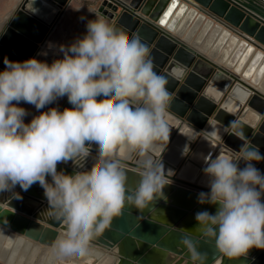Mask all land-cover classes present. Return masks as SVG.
<instances>
[{
    "label": "clouds",
    "instance_id": "1",
    "mask_svg": "<svg viewBox=\"0 0 264 264\" xmlns=\"http://www.w3.org/2000/svg\"><path fill=\"white\" fill-rule=\"evenodd\" d=\"M54 47L47 42L48 49ZM58 49L62 58L51 63L36 57L24 61L4 57L0 192L17 185L26 191L38 182L49 205L42 214L57 221L66 236L51 264H76L126 207L142 212L158 199L167 201L163 189L175 173L166 171L162 159L155 160L150 153L157 145L161 155L168 149L171 129L165 113L173 97L169 80L154 70L141 37L124 38L109 30L101 16L88 20L85 34ZM63 97L72 107L48 108L25 123L29 113L19 106L21 101L40 110ZM226 127L241 141L247 139L237 120ZM126 151L142 158L143 172L134 189L127 186L120 158ZM93 155L97 165L90 176L85 175L82 169ZM181 155H187L184 149ZM261 161L264 155L251 144H242L236 156L203 158L210 191L200 192L197 203L215 205L217 210L197 212L196 227L229 261H239L253 249L264 250V173L253 163ZM62 162L78 170L71 180L57 170ZM14 195L22 199L20 193ZM181 246L190 264H208L199 240L184 238Z\"/></svg>",
    "mask_w": 264,
    "mask_h": 264
},
{
    "label": "water",
    "instance_id": "2",
    "mask_svg": "<svg viewBox=\"0 0 264 264\" xmlns=\"http://www.w3.org/2000/svg\"><path fill=\"white\" fill-rule=\"evenodd\" d=\"M71 1L19 0L14 12L3 17L0 50L17 61L35 57ZM34 8L35 13L31 12ZM93 9L108 23L109 30L126 39L139 35L149 49L154 70L169 80L173 100L165 120L171 129L170 142L163 155L159 145L150 155L162 159L165 170L171 169L175 175L163 189L167 201L158 199L154 207L142 212L126 207L90 245L111 251L113 264H190L189 254L181 246L182 239L188 238L199 240V251L207 253L208 264H264V250L253 249L239 261L223 258L212 241L201 236L195 220L197 212L215 214L217 210L215 205L197 203L200 192L210 191L203 173L204 156H236L242 144H251L264 155V93L243 79L241 71L223 67L174 34L193 11L240 37L246 47L254 46L264 63V0H97ZM4 68L0 64V71ZM65 107H72L67 98L60 109ZM234 119L244 125L246 140L241 141L226 127ZM199 148L201 157L196 160L192 155ZM183 149L186 156L181 155ZM120 158L127 171V186L134 189L143 172L142 158L127 151ZM253 163L260 171L264 169V161ZM96 165L93 155L82 171L90 176ZM244 166L241 161L239 167ZM57 170L64 171L69 180L78 171L63 162ZM185 171L188 177L183 176ZM14 193H20L22 199ZM0 206L17 211L53 234L65 232L57 221L42 214L49 205L38 182L26 191L17 185L0 192Z\"/></svg>",
    "mask_w": 264,
    "mask_h": 264
},
{
    "label": "bare ground",
    "instance_id": "3",
    "mask_svg": "<svg viewBox=\"0 0 264 264\" xmlns=\"http://www.w3.org/2000/svg\"><path fill=\"white\" fill-rule=\"evenodd\" d=\"M92 11L95 13L94 9ZM3 17L5 16H0V25ZM195 21L199 23L193 24ZM180 26H183L182 29L178 32L175 30L174 34L178 33L188 44L201 50L223 67L237 73L241 71L240 76L243 79L264 93L263 56L260 52L253 51L254 46L246 47L240 37L219 24L212 25L200 14H193V11ZM5 56L9 60L17 61L9 52L1 49L0 64L4 67ZM258 74H261L259 79ZM257 79L258 82L253 81ZM201 150L202 148L197 149L192 157L199 160ZM261 172L264 173V169ZM183 176L188 177V172H183ZM62 233L53 234L44 227L30 223L17 211L0 206V263L51 264L53 253L66 241L65 234ZM111 253L100 246L90 245L88 255L78 260L76 264H93L94 259L98 260V264L110 262L113 264L114 258ZM171 258L172 255H169L168 259Z\"/></svg>",
    "mask_w": 264,
    "mask_h": 264
},
{
    "label": "crops",
    "instance_id": "4",
    "mask_svg": "<svg viewBox=\"0 0 264 264\" xmlns=\"http://www.w3.org/2000/svg\"><path fill=\"white\" fill-rule=\"evenodd\" d=\"M19 0H11L6 4L4 0H0V15L5 16V13H13L15 7L17 6ZM97 0H72L70 4L67 6L62 18L57 23L55 28L51 31L47 41L40 47L38 53L42 51H47V55H49L51 59H57L62 58L63 54L59 52V49H56L57 47H54L52 49L47 48V42H52L51 36H56V34H59V31H61L65 27V22L67 20H75V21H81L80 17L78 15H81L85 18V21L95 19V16H100L96 12L94 13L92 10L96 7ZM7 5V6H6ZM3 6V8H1ZM9 6V8H8ZM2 9V10H1ZM6 11V12H5ZM107 23V22H106ZM65 31V30H64ZM53 43V42H52ZM55 45V43H53ZM35 56L37 59L40 55ZM46 55V56H47ZM43 56V55H42ZM51 63V62H50ZM60 107V106H59ZM28 122V121H27Z\"/></svg>",
    "mask_w": 264,
    "mask_h": 264
},
{
    "label": "rangeland",
    "instance_id": "5",
    "mask_svg": "<svg viewBox=\"0 0 264 264\" xmlns=\"http://www.w3.org/2000/svg\"><path fill=\"white\" fill-rule=\"evenodd\" d=\"M4 1L6 2V4H8V2L11 1V0H4ZM1 8H3V6ZM78 17L81 18L80 19L81 20L80 22L69 19V20H67L65 22V27L61 31H59V34H56L55 37L54 36H51V38L53 40L52 42L55 43V45L57 46L56 49H58V46L60 44L69 45L77 37H81L83 34H85V32H86V23L87 22L85 21V18L82 17L81 15H78ZM105 26L108 28V23H106V21H105ZM49 55H47V56L40 55L38 57V59L39 60H44V61H47L48 63H50V62L53 61V59L49 58L50 57ZM60 57H62V56H60ZM66 98L67 97L60 98L57 101H55L53 104L46 105L45 108L40 109V110H37L34 105H31V104H28V103H25V102L21 101L19 103V106L24 107L28 111V113H29L24 118L25 119V123L30 122V120L33 118V116L39 115V113L41 111H47L48 108H51V107H59V106L61 107V105L63 104V102L65 101ZM13 103H15V102H13ZM93 264H98V260L97 259H94Z\"/></svg>",
    "mask_w": 264,
    "mask_h": 264
},
{
    "label": "snow or ice",
    "instance_id": "6",
    "mask_svg": "<svg viewBox=\"0 0 264 264\" xmlns=\"http://www.w3.org/2000/svg\"><path fill=\"white\" fill-rule=\"evenodd\" d=\"M161 23H163V21Z\"/></svg>",
    "mask_w": 264,
    "mask_h": 264
}]
</instances>
